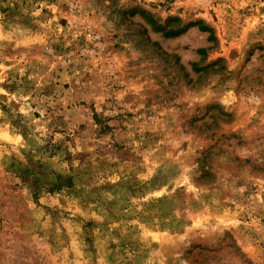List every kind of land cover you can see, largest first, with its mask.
Returning a JSON list of instances; mask_svg holds the SVG:
<instances>
[{"label":"rangeland","instance_id":"rangeland-1","mask_svg":"<svg viewBox=\"0 0 264 264\" xmlns=\"http://www.w3.org/2000/svg\"><path fill=\"white\" fill-rule=\"evenodd\" d=\"M0 264H264V0H0Z\"/></svg>","mask_w":264,"mask_h":264},{"label":"trees","instance_id":"trees-1","mask_svg":"<svg viewBox=\"0 0 264 264\" xmlns=\"http://www.w3.org/2000/svg\"><path fill=\"white\" fill-rule=\"evenodd\" d=\"M199 29H200V30H203V27L201 26V27H199ZM198 50H199V49H198Z\"/></svg>","mask_w":264,"mask_h":264}]
</instances>
